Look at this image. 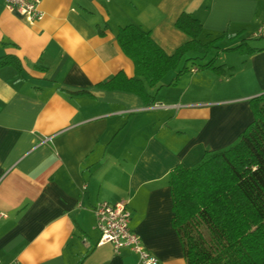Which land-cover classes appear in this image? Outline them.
<instances>
[{"label":"crops","instance_id":"1","mask_svg":"<svg viewBox=\"0 0 264 264\" xmlns=\"http://www.w3.org/2000/svg\"><path fill=\"white\" fill-rule=\"evenodd\" d=\"M44 17L29 24L0 0V54L23 67L0 68V261L3 264H136L128 248L98 245V203L129 201L131 228L162 264H187L173 227L170 172L193 167L206 151L232 144L253 121L250 100L264 93V0H42ZM183 12L213 42L191 68L210 70L174 83L169 72L153 106L99 83L135 74L117 44L136 25L167 55L191 39L176 22ZM246 42L256 49H233ZM206 61V62H205ZM88 91L90 94L78 92Z\"/></svg>","mask_w":264,"mask_h":264},{"label":"trees","instance_id":"2","mask_svg":"<svg viewBox=\"0 0 264 264\" xmlns=\"http://www.w3.org/2000/svg\"><path fill=\"white\" fill-rule=\"evenodd\" d=\"M177 28L190 37L173 55H167L149 32L136 25L119 30L117 44L132 61L135 74L123 71L99 83L104 91H120L139 97L145 106L156 98L148 88L157 87L169 72H177L174 83L190 72L188 64L206 56L213 42L201 44L202 23L183 12ZM237 51L251 54L256 49L242 42ZM13 66L23 72L14 55L0 54V68ZM219 76L233 72L216 66L215 58L197 65ZM90 94L88 91L78 92ZM253 121L229 146L206 151L193 167L176 166L169 175L173 197V227L183 245L187 264H264V93L250 100Z\"/></svg>","mask_w":264,"mask_h":264},{"label":"built area","instance_id":"3","mask_svg":"<svg viewBox=\"0 0 264 264\" xmlns=\"http://www.w3.org/2000/svg\"><path fill=\"white\" fill-rule=\"evenodd\" d=\"M1 1L8 10L22 14L29 24H35L44 17L40 9L42 0ZM255 37H264V21L255 33ZM198 71L196 67L190 69L191 73ZM94 214L96 228L100 233L98 245L111 244L115 252L128 248L136 254V264H162L154 254L146 249L139 235L131 228L132 213L128 200L115 203L100 202L95 207ZM0 264L3 263L0 261Z\"/></svg>","mask_w":264,"mask_h":264},{"label":"rangeland","instance_id":"4","mask_svg":"<svg viewBox=\"0 0 264 264\" xmlns=\"http://www.w3.org/2000/svg\"><path fill=\"white\" fill-rule=\"evenodd\" d=\"M206 62V61H205ZM234 72V71H233Z\"/></svg>","mask_w":264,"mask_h":264}]
</instances>
